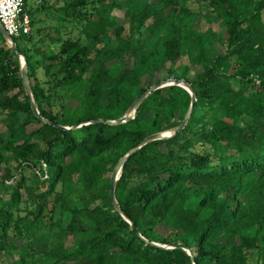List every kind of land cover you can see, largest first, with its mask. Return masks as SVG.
I'll return each instance as SVG.
<instances>
[{
	"label": "trees",
	"instance_id": "1",
	"mask_svg": "<svg viewBox=\"0 0 264 264\" xmlns=\"http://www.w3.org/2000/svg\"><path fill=\"white\" fill-rule=\"evenodd\" d=\"M39 1L24 0L31 29L13 37L32 96L42 117L81 125L34 115L0 33V264H264V0ZM41 9L52 26L48 13L34 26ZM196 14L221 21L223 51L206 47ZM169 77L196 101L181 131L122 166L115 198L135 231L110 176L183 119L191 97L175 84L126 115ZM153 242L183 243L194 261Z\"/></svg>",
	"mask_w": 264,
	"mask_h": 264
},
{
	"label": "water",
	"instance_id": "2",
	"mask_svg": "<svg viewBox=\"0 0 264 264\" xmlns=\"http://www.w3.org/2000/svg\"><path fill=\"white\" fill-rule=\"evenodd\" d=\"M0 33L3 35V37L6 39L7 43L9 44V46L11 47V49L19 56L20 58V67H21V78H22V83H23V87L25 90V94L28 98V101L30 103L31 109L34 113V115L36 117H38L42 122L44 123H48V124H53L59 128H64V129H69V128H75L80 126L81 124H75L72 125L70 127L67 126H62L56 123H53L51 120H48L44 117H42L36 107L34 98L32 96V92H31V88H30V80H29V76H28V68H27V63H26V57L24 55V53L19 49L17 43L15 42L14 38L8 34V32L4 29L3 25L0 23ZM179 85L181 87H183L184 89H186L188 91V93L190 94L191 100H190V104L188 106V109L183 117V119L181 120L180 124L176 127V129L173 132H167V133H154L151 135L146 136L145 138H143L137 145H135L134 147L130 148L116 163V165L114 166L112 172H111V176H110V188H109V192H110V198L111 201L113 203V205L115 206V208L117 209V211L120 213L121 216H123L130 224V220L128 219V217L125 215V213L122 211V209L119 207L116 198H115V183L116 180L119 178L120 175V171L122 169V166L125 162V160L127 159V157H129L131 154H133L138 148H140L143 144L151 141V140H155V139H160V138H167L170 136L175 135L176 133H178L179 131H181L186 123L187 120L191 114L192 108L194 106V103L196 101V94L195 91L193 90V88L191 87V85L189 83H187L186 81H184L183 79H175L172 77L166 78V79H162L159 82H156L154 84H152L151 86H149L145 91H143L135 100L134 102L131 104V106L128 108L126 115L128 114H132V118L135 116L136 114V109L138 107V105L141 103V101L152 91L167 86V85ZM126 115H124L123 117L113 120V121H109L110 123H119L125 120H128V118L126 117ZM132 228L136 230V228L131 224ZM155 245H159L162 247H167V248H182L184 249L192 258V260L194 261V256L193 253L191 251V249L186 246L183 243H170L167 245H161V244H157L154 243ZM193 264H195V262H193Z\"/></svg>",
	"mask_w": 264,
	"mask_h": 264
},
{
	"label": "rangeland",
	"instance_id": "3",
	"mask_svg": "<svg viewBox=\"0 0 264 264\" xmlns=\"http://www.w3.org/2000/svg\"><path fill=\"white\" fill-rule=\"evenodd\" d=\"M39 4H40L39 0H27V8L28 9H34L35 6L36 5L38 6ZM45 13H48V17L45 20H43V22L48 23L49 24L48 26L53 25L52 23L54 22V20L52 18V15H53L52 11L49 10V12H48L46 9H44V10L41 9V10H39V11L37 10L35 12L34 26L38 25L39 23H42V20L39 21L38 18L39 17L43 18ZM192 25L200 33V35H202L204 37V41H205L204 43L208 49H211V51H213V52H215L216 50L223 51V48H222L223 44L221 42H219V37H220L221 32L223 31V26H222L221 21L218 18H215L213 16H206L203 14H196L192 20ZM48 26H45L43 28V30L39 32L40 35H43L44 33H46L48 31V29H49ZM30 29H31V27H30ZM51 33L54 34L53 31H51ZM16 41L20 47H23L25 45V42L21 39V37H16ZM4 45L7 46V44H4ZM29 45L30 44H28V46ZM194 67H195V69H199V65L197 63H194ZM191 73H194V68H193V70H191ZM73 90H77L78 93H80L79 92L80 90L84 91V87L79 84V85H76L72 88L67 89L66 93L69 94ZM3 128H4V126L0 125V130ZM5 264H8V262H6Z\"/></svg>",
	"mask_w": 264,
	"mask_h": 264
},
{
	"label": "built area",
	"instance_id": "4",
	"mask_svg": "<svg viewBox=\"0 0 264 264\" xmlns=\"http://www.w3.org/2000/svg\"><path fill=\"white\" fill-rule=\"evenodd\" d=\"M24 0H0V23L12 37L30 31V18L22 12Z\"/></svg>",
	"mask_w": 264,
	"mask_h": 264
}]
</instances>
